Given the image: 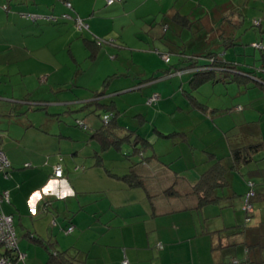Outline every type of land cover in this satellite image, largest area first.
Listing matches in <instances>:
<instances>
[{"label":"crops","instance_id":"crops-1","mask_svg":"<svg viewBox=\"0 0 264 264\" xmlns=\"http://www.w3.org/2000/svg\"><path fill=\"white\" fill-rule=\"evenodd\" d=\"M65 1L0 0V148L12 164L7 174L0 172V193L10 195L0 201V211L13 215L25 254L14 264H48L62 252L84 264H264V204L256 211L252 203L257 220L244 228L242 208L250 181L264 199V112L244 97L255 83L264 87V48L262 59L241 46L259 42L249 30L264 28L255 15L264 12V0H70L71 9ZM31 13L41 17L32 21ZM65 13L83 18L89 30L63 18ZM108 35L133 53L121 62V53L108 50L123 70L109 68L103 76L105 68L97 65L107 55L103 48L91 50L86 40ZM186 45L196 51L194 58L185 59ZM153 49L187 62L165 76L186 73L152 82L160 69L139 66L134 77L129 69L137 57L154 60ZM209 53L237 69L217 71L218 82L197 86L196 65ZM246 53L253 59H241ZM85 63L92 64L89 71ZM215 83L239 86L232 93L231 87H213L208 96L200 91ZM98 91L104 95L96 101ZM153 92L161 94L158 107L147 103ZM102 104L117 110L129 141L104 148L92 136L103 126ZM231 106L241 114L237 124L223 117ZM78 118L88 130L76 125ZM136 137L143 139L144 157L134 151ZM248 145H258L251 161L232 169L233 148ZM219 161L228 169V183L217 189V201L199 206L193 187ZM58 163L63 177L54 174ZM133 173L141 184L125 178ZM172 189L177 194L167 192ZM6 252L0 245V257Z\"/></svg>","mask_w":264,"mask_h":264},{"label":"trees","instance_id":"trees-1","mask_svg":"<svg viewBox=\"0 0 264 264\" xmlns=\"http://www.w3.org/2000/svg\"><path fill=\"white\" fill-rule=\"evenodd\" d=\"M85 21V20H84ZM84 30H89L88 29H82ZM101 39L99 37H95L93 40H86L87 46L91 48L95 52L98 48H100L101 43L99 44L98 42ZM94 45V46H93ZM259 47V46H255ZM260 49H263L259 47ZM95 55V53H93ZM203 59H205V63H201L196 65V71L197 74L195 75V80L197 82V86L209 82V81H214L218 82V79H216L215 74L217 71H229V70H235L236 65L233 63H229L228 61L224 60L222 56L215 54V53H209L207 55L202 56ZM169 61V60H168ZM195 66V65H194ZM229 69V70H228ZM248 74L251 76L250 72ZM244 76V75H243ZM156 76H153L152 79H156ZM106 80L105 82H107ZM159 94V92H153L149 96V101L150 98L153 96V94ZM104 93L103 91H98L95 95L96 101H99V98L103 96ZM161 98V96H160ZM159 98V99H160ZM157 101H154L150 103L148 100L147 102L152 104H156ZM197 103L196 101H193V104ZM198 106H202L198 104ZM105 109V113L102 115L103 118V126L101 129L95 131L92 133V136H97L100 138V140L103 143V147H109L111 145L115 144H122L123 142L129 141L131 139L129 134H124L122 133L123 127H120L118 122H117V110L113 107V105H103ZM206 111H212L211 109H206ZM105 116H108V120H105ZM76 125L84 130H88V125L87 122L84 119L78 118L76 119ZM124 134V135H123ZM134 142V151H136L137 154L141 155L144 157V148L145 144L143 143V139H138L137 137L135 139H132ZM140 145V147H138ZM258 145L255 146H243L241 148H233L232 150V158L234 161V164L232 166V169H237L241 164H245L251 161L252 158V153L254 152V149H257ZM227 172L228 169L222 164V162H217L213 167H211L209 170H207L201 178L198 180V182L194 185L193 187V193L197 196L198 198V205L203 206L211 202H215L219 199V196L216 194V191L220 187H224L227 185ZM127 178L131 184H141V180L138 179V176L135 175L134 173L125 177ZM134 181V183H133ZM174 189V188H173ZM169 190L167 191L169 194H177L174 190ZM8 255L11 256V258H14L15 255L9 252H6ZM16 258V257H15ZM13 259V261L15 260ZM48 264H84L82 260H80L76 256H69L66 253H56L51 257V260L49 261Z\"/></svg>","mask_w":264,"mask_h":264},{"label":"rangeland","instance_id":"rangeland-1","mask_svg":"<svg viewBox=\"0 0 264 264\" xmlns=\"http://www.w3.org/2000/svg\"><path fill=\"white\" fill-rule=\"evenodd\" d=\"M252 2L256 3V1H252ZM252 9H253V7H252ZM256 12L257 13H255V15H257V16L260 15V19L262 18V20L264 21V12L263 11H260V10H256ZM251 18H254V16H252ZM255 22H256V25H258L257 22H259V21H255ZM119 25H120V23H118L117 28H122V26H119ZM247 25L248 26L250 25V22L249 21H248V24ZM78 32L80 34L81 31H78ZM256 32L260 36L258 43H253V42H251L252 40L250 39L249 43L245 41L243 43L244 45H241V46L243 47V49H246L247 52L249 51L250 53H252L251 51H255L256 53H258V56H261V58H262V51H261V49L259 47L264 48V42L261 41V36L264 34V28H262L260 26H256L255 28L251 27L250 30H249V36L255 35ZM114 38H116L115 35H108L106 37H100V39H101V46H100V48H103L104 54L107 55V56H105L106 58H102L101 60H99V63L97 65L98 68H105L104 75L103 76H106L110 72V71H108L109 68H113V67L115 68V67H117L119 70H123V67L121 65H119V63L117 61L112 60V57L109 55L108 50H111L114 47L116 53H118V52L121 53V57H120L121 62H122L123 58L126 56L127 51H129V50H121V47L118 48L117 46H115L114 45L115 43L113 44V42H114L113 39ZM247 39H248V37H247ZM116 42H117L116 45H121V46H125L126 47L125 44L121 43L122 42L121 39H118L117 40V38H116ZM256 44L259 45V47H255ZM184 48L185 49H183V50H184V53H185V55H184L185 56V59L192 58L194 52H196V51L193 50V48H191L190 45L189 46L186 45ZM196 50H198V49H196ZM152 51L156 53L155 55L158 57L159 60H157V57H156V59H154V60L152 59L151 61H148V60H146L144 58H141L140 59V58L137 57V59H136V65L134 67H132L131 65H128L129 62L127 60H124L123 61V62H126V64H125L126 67H132L131 69H129V71H131V73H132V75H134V77L136 75L140 74V72H142V71H140V67L143 68V69L144 68H147L148 71L151 68H159L160 71L157 72V73L160 76L157 77L156 79H153V81H152V82L159 81V83L160 82H163L162 79L165 78V77L171 78V77H176L177 75L180 76L179 74L186 73L187 70H176L173 75L168 74L167 76H165L167 69L172 68L173 70H175L174 69L176 67L175 64L176 63H180V62H178V59L176 57V54L173 55L170 52H168L167 50H165V51H158L157 49H153ZM130 53L132 54L133 52H130ZM166 56L169 57V61H167ZM248 58L249 59H253L247 53L246 54H243V56L241 57V59H243V60L248 59ZM108 59H111V60H108ZM262 59L259 60L260 61V65H262V63H263L262 62ZM84 65L88 69V71L91 69V65H92L91 63H85ZM185 65H187V62L182 61L179 66H185ZM251 65H253V64H251ZM258 67H260V66H257V69H259ZM111 71H113V69H111ZM261 72L264 73V70H262ZM175 74H177V75L175 76ZM238 86H239L238 84H235V85L232 84V86H229V85H226V84L215 83V84H209V85L205 86L200 91L204 95L208 96L209 94L211 95L212 92L214 93L213 87H216V91L217 90L218 91L219 90L220 91H224L225 87H231L230 89H231V93H232L236 89V87H238ZM242 86L244 87L243 84H242ZM255 86H256L255 88H250L249 89V94L245 95L244 97H246V98H249V97L252 98L253 99V103L255 105V108L259 112H264V87L262 85H260V84H257V83H255ZM126 94H123L122 97H125ZM160 96H161V94H160ZM202 98H204V97H202ZM148 101H149V98H148ZM209 102H211V103L213 102V104H214V99L213 98L209 99ZM148 104L150 106H152V107H158V103L152 104V105L150 103H148ZM241 104L246 108V99L245 98H243V103H241ZM226 113L227 114L223 116V117H225V121L228 122V123H230V124H237V122H238V116L241 115V114H238L240 112L236 111L235 110V107L233 108L231 106L229 109L226 110ZM256 114L258 115V116L256 115L257 118H258V122H260V120H261V119H259L260 118V114L259 113H256ZM210 115L211 114H209V113L207 114V116H210ZM219 119H220V116H217V118L215 119V121H219ZM210 120L213 121V119H210ZM243 120H244V118H243ZM101 122H103V118H101ZM262 123H264V118L262 120ZM263 127H264V124H263ZM239 177L242 178V175L240 174ZM249 191H250V186H249V183H248V190L245 193V195L243 196V200H242V202H243L242 203L243 204L242 205V208H243V211H244V214H243V228H244V225H251L252 224L250 222L251 220H254V219H255V221L257 220V218H254L253 219L252 212L250 210L248 211L246 209V196H247V193ZM255 192H256V190H255ZM256 194H257V192H256ZM237 198H239V197H237ZM250 201H251V203H253V202H254V204L256 203V205H254V208L256 209V211H257V207L259 206L258 204H260V205L264 204V199L260 196V194L254 195L253 197H251V200Z\"/></svg>","mask_w":264,"mask_h":264},{"label":"built area","instance_id":"built-area-1","mask_svg":"<svg viewBox=\"0 0 264 264\" xmlns=\"http://www.w3.org/2000/svg\"><path fill=\"white\" fill-rule=\"evenodd\" d=\"M119 1H123V0H107V4L111 5ZM65 5L70 9L72 8V3L70 0H66ZM28 17L31 18L32 20H37L41 16L31 13L28 15ZM62 17L65 19L70 18L74 20L75 24L80 29L89 28V25L84 21V19L80 18L77 14L73 15L71 13H65L62 15ZM47 18L54 20V21L57 20V17L55 16H50ZM98 43L100 44L101 40ZM166 59L168 61L169 57L166 56ZM159 98H160L159 94L155 93L150 98L149 102L152 103L154 101H157ZM108 119H109L108 116H105V120L107 121ZM11 167H12V164L10 160L8 159L5 152L0 148V172H5L7 174ZM54 174L56 177H63L64 168L61 163H58L57 165H55ZM249 186H250V191L247 193V196H246V209L248 211L250 210L251 212H253V204L251 203L250 200H251V197H253L256 194V192L254 189V183L252 181L249 182ZM2 200L10 201V195L8 191L0 193V201ZM73 228H74L73 226L69 227L68 231L69 232L72 231ZM0 245H3L7 252L14 254L16 257V258L14 257L15 260L25 259V254H23L19 248V242H18V237L16 234L15 226H14L13 215L5 213L3 210L0 211ZM159 246L162 247L163 245L160 244ZM14 258H11V256L8 254H5L0 257V264H14V261H15V260L13 261ZM123 264H128V260L125 259L123 261Z\"/></svg>","mask_w":264,"mask_h":264},{"label":"clouds","instance_id":"clouds-1","mask_svg":"<svg viewBox=\"0 0 264 264\" xmlns=\"http://www.w3.org/2000/svg\"><path fill=\"white\" fill-rule=\"evenodd\" d=\"M55 181H53L51 184L48 185V187L45 189V191L47 193H51L53 191V186L55 185ZM71 194V190L69 189L68 191H66L64 193L65 196ZM40 192H37L33 195L32 197V205H33V210H35V204H36V201L40 198Z\"/></svg>","mask_w":264,"mask_h":264}]
</instances>
